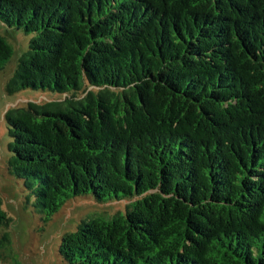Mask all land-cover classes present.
Instances as JSON below:
<instances>
[{
  "label": "trees",
  "instance_id": "16d2710c",
  "mask_svg": "<svg viewBox=\"0 0 264 264\" xmlns=\"http://www.w3.org/2000/svg\"><path fill=\"white\" fill-rule=\"evenodd\" d=\"M0 20L31 35L6 92L52 94L5 115L42 221L128 202L65 234V263L264 264V0H0ZM13 53L0 37V71Z\"/></svg>",
  "mask_w": 264,
  "mask_h": 264
},
{
  "label": "rangeland",
  "instance_id": "374dc122",
  "mask_svg": "<svg viewBox=\"0 0 264 264\" xmlns=\"http://www.w3.org/2000/svg\"><path fill=\"white\" fill-rule=\"evenodd\" d=\"M0 37L14 51L9 63L0 71V199L2 210L11 219L9 227L0 230L9 237L7 249L1 251V264H67L57 252L62 237L74 232L81 221L89 218L124 215L128 202L126 198L98 202L91 195H83L67 201L48 223L42 221L23 182L7 170L11 138L5 115L8 110L24 107L29 101L49 99L52 94L32 90L6 92V84L13 76L18 57L27 51L31 35L9 28L0 20Z\"/></svg>",
  "mask_w": 264,
  "mask_h": 264
}]
</instances>
